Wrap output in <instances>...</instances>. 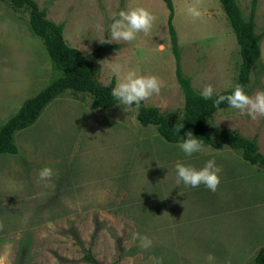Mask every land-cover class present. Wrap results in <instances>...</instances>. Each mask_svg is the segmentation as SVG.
I'll return each mask as SVG.
<instances>
[{
  "label": "rangeland",
  "instance_id": "rangeland-1",
  "mask_svg": "<svg viewBox=\"0 0 264 264\" xmlns=\"http://www.w3.org/2000/svg\"><path fill=\"white\" fill-rule=\"evenodd\" d=\"M47 19L64 26L63 38L97 59L99 81L109 85V64L120 62L155 75L159 95L144 100L161 113L179 112L184 94L163 0H34ZM184 76L199 92L211 85L223 92L236 85L241 55L219 0H172ZM243 16L252 0H237ZM197 5L201 16L185 14ZM140 6L154 14L148 34L134 41L101 44L112 13ZM264 30V0L254 15ZM261 63L251 74L250 95L264 90ZM55 77L50 57L28 25V14L0 0V127L22 103ZM116 82V81H115ZM92 96L68 90L50 102L38 120L15 135L16 154L0 155V264H252L264 247V168L228 147L185 157L153 125L136 120V108L97 109ZM217 130L256 138L264 155V117L253 120L234 109L218 111ZM214 158L221 168L216 191L175 184L174 164L201 167ZM53 175L38 179L40 169ZM133 233L152 244L139 247Z\"/></svg>",
  "mask_w": 264,
  "mask_h": 264
},
{
  "label": "trees",
  "instance_id": "trees-1",
  "mask_svg": "<svg viewBox=\"0 0 264 264\" xmlns=\"http://www.w3.org/2000/svg\"><path fill=\"white\" fill-rule=\"evenodd\" d=\"M163 1L169 10L168 30L176 60V77L184 94V107L179 112L161 113L157 107L147 106L142 101L139 108L135 107L136 120L143 126H155L160 136L170 143L178 144L180 137L192 132L205 147L208 146L213 150L228 147L233 151H239L249 164L264 168V155L259 152L255 137L250 139L234 130H217L212 126L214 115L229 107L225 103L213 107L212 100L202 99L198 95L199 92L192 87L190 78L184 76L177 34L172 21L173 1ZM7 2L12 9L28 14L31 32L42 40L55 77L38 94L26 99L19 110L0 127V155L16 154L18 152L15 143L16 133L32 126L46 106L68 90L90 94L91 107L94 110L117 106V102L110 95L115 81L113 80L109 85L99 81L97 59L91 54H83L80 50L71 47L63 38L62 24H54L47 19L45 11L41 10L34 0H7ZM219 2L235 34L241 55L236 85L239 84L249 94L251 74L261 63V43L264 39V30L257 33L254 18L258 0H252L250 14L247 17L243 16L237 0H219ZM231 90L232 88L220 94H228ZM181 124L182 127L176 134L174 127ZM84 259L92 264H99L90 253H87ZM252 264H264V247L257 252Z\"/></svg>",
  "mask_w": 264,
  "mask_h": 264
},
{
  "label": "clouds",
  "instance_id": "clouds-1",
  "mask_svg": "<svg viewBox=\"0 0 264 264\" xmlns=\"http://www.w3.org/2000/svg\"><path fill=\"white\" fill-rule=\"evenodd\" d=\"M185 14L192 18H199L201 12L197 5H189ZM155 17L144 7L129 6L126 10L121 9L112 13V21L108 24V35L98 38L101 44L106 42L126 41L131 42L137 38L138 33L148 34L152 28ZM110 71L115 77V84L110 90L111 97L117 105L123 106V110L133 107L139 108L142 101L159 95L161 82L155 75H142L139 68L128 67L125 63L112 62L109 64ZM204 100H212L213 107L225 103L230 109L237 110L241 115H247L255 120L264 117V90L257 91L254 95L248 94L239 84L235 85L228 94H220L214 91L211 85L204 86L198 93ZM182 124L174 127L177 134ZM180 137V136H179ZM178 147L185 157H191L196 153H203L205 145L192 134L187 132L178 140ZM221 168L216 164L214 158H208L201 167L185 164L177 161L174 164L175 184H183L185 187L195 188L203 185L209 191L215 192L219 183ZM53 175L52 170L44 167L38 172V179L45 180ZM133 239L138 240L139 247L147 249L152 241L144 235L133 233ZM214 256L208 254L206 261L213 264ZM154 264H162L157 257ZM224 264H231L229 258H225Z\"/></svg>",
  "mask_w": 264,
  "mask_h": 264
}]
</instances>
